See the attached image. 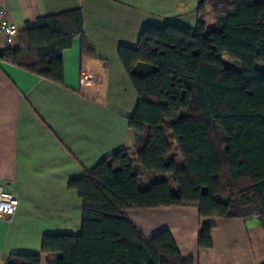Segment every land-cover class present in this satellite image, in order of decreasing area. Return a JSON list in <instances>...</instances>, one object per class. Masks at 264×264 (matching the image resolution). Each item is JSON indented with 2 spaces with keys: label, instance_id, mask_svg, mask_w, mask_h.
Instances as JSON below:
<instances>
[{
  "label": "trees",
  "instance_id": "1",
  "mask_svg": "<svg viewBox=\"0 0 264 264\" xmlns=\"http://www.w3.org/2000/svg\"><path fill=\"white\" fill-rule=\"evenodd\" d=\"M195 13L193 32L147 25L135 47L118 48L137 96L133 144L69 182L82 201L80 232L43 235L46 264H190L167 231L145 239L124 217L130 209L195 204L202 218L256 217L264 231V69L255 67L264 64V0H202ZM82 22L76 9L25 23L18 49L0 60L62 84L60 53ZM211 227L200 226V247L211 246Z\"/></svg>",
  "mask_w": 264,
  "mask_h": 264
},
{
  "label": "crops",
  "instance_id": "2",
  "mask_svg": "<svg viewBox=\"0 0 264 264\" xmlns=\"http://www.w3.org/2000/svg\"><path fill=\"white\" fill-rule=\"evenodd\" d=\"M195 2L5 0L16 29L9 40L0 34V51L18 49L23 25L33 27L41 17L78 9L83 22L82 34L60 53L62 84L0 60V186L18 194L14 214L0 216V264L16 253L40 254L46 264L43 235L80 232L82 201L69 182L133 144L128 119L137 96L118 48L135 47L147 25L161 26L182 13L193 21ZM83 41L89 53L82 51ZM255 67L263 70L264 64ZM123 215L145 239L167 231L190 264H264V231L256 217L202 218L195 204ZM202 224L212 226L210 247L198 245Z\"/></svg>",
  "mask_w": 264,
  "mask_h": 264
},
{
  "label": "built area",
  "instance_id": "3",
  "mask_svg": "<svg viewBox=\"0 0 264 264\" xmlns=\"http://www.w3.org/2000/svg\"><path fill=\"white\" fill-rule=\"evenodd\" d=\"M2 5L0 9V34H2L6 39L15 33V25L9 21L7 17L6 8L4 6L5 0H0ZM82 82H90V80L81 77ZM18 205V194L14 188H5L0 186V216L10 217L16 211Z\"/></svg>",
  "mask_w": 264,
  "mask_h": 264
},
{
  "label": "rangeland",
  "instance_id": "4",
  "mask_svg": "<svg viewBox=\"0 0 264 264\" xmlns=\"http://www.w3.org/2000/svg\"><path fill=\"white\" fill-rule=\"evenodd\" d=\"M197 2H199V0H196V2H195L196 5H197ZM182 14H180L181 16H178V17H174L172 19H169L171 21L169 23H175V24L184 25V26L188 27V29L191 30V32H193L194 29H195V25H196V18L193 17L194 19L192 21V17H190L188 14H185V15H182ZM194 14H196V13H194ZM185 16H187V17H185ZM220 58L223 61H225V62H228V61L230 62L231 61L224 54H221L220 55ZM231 64L233 65L234 63L231 62Z\"/></svg>",
  "mask_w": 264,
  "mask_h": 264
},
{
  "label": "water",
  "instance_id": "5",
  "mask_svg": "<svg viewBox=\"0 0 264 264\" xmlns=\"http://www.w3.org/2000/svg\"><path fill=\"white\" fill-rule=\"evenodd\" d=\"M202 0H199V2H201Z\"/></svg>",
  "mask_w": 264,
  "mask_h": 264
}]
</instances>
